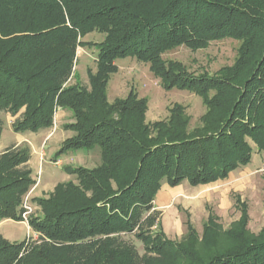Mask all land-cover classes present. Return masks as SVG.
Returning a JSON list of instances; mask_svg holds the SVG:
<instances>
[{"label": "trees", "instance_id": "1", "mask_svg": "<svg viewBox=\"0 0 264 264\" xmlns=\"http://www.w3.org/2000/svg\"><path fill=\"white\" fill-rule=\"evenodd\" d=\"M93 33L100 43L86 42ZM225 39L241 43L235 64L214 77L190 74L164 54L192 51ZM97 50L89 88L70 85L79 48ZM149 64L165 90L199 96L206 106L201 126L190 129L175 105L167 120L147 123L148 101L132 90L108 99L117 61ZM59 109L72 114L64 126L74 135L58 157L101 151L95 169L64 167L78 183L59 184L34 199L42 217H29L39 238L12 243L0 235V264H264V229L248 233L247 205L226 233L230 246L202 259L169 240L154 210L167 185L192 187L226 180L264 151V0H0V140L3 114L15 133L53 128ZM31 149L12 145L0 155V222L23 221L24 198L35 185ZM215 218L205 227L212 244ZM189 237L195 230L188 224ZM144 245L140 255L125 236Z\"/></svg>", "mask_w": 264, "mask_h": 264}, {"label": "rangeland", "instance_id": "2", "mask_svg": "<svg viewBox=\"0 0 264 264\" xmlns=\"http://www.w3.org/2000/svg\"><path fill=\"white\" fill-rule=\"evenodd\" d=\"M103 39L104 35L93 33L84 41L100 43ZM240 47V42L225 39L212 42L207 48L198 51L181 46L164 54L163 59L167 62L181 63L190 74L196 76L206 74L214 77L222 68L235 64ZM97 55L98 52L94 48L78 49L74 77L70 85L81 84L89 88L88 71L97 72ZM117 66L118 72L112 76L108 87V99L111 104L117 99L127 98L134 90L140 99L148 101L147 123L167 120L170 117V110L175 105H180L190 119V129L201 126V117L205 115L207 109L199 96L178 89L165 90L161 80L151 73L150 65L138 62L136 59H120L117 61ZM1 117L4 121V130L0 145L9 148L17 140V133L12 128L16 118L8 114H3ZM72 122L70 112L60 118L59 114H56L50 138L41 143L42 140L40 141L38 135H29L31 145L26 142L21 144L27 145L30 149L36 148L32 164L29 163L35 185L24 198L22 205L25 212H27L25 206L32 210L28 219L31 216L42 217L41 209L34 199L47 198L59 184L78 183L77 176L69 174L64 165L72 168L87 167L86 169L92 170L102 163L101 151L98 148L92 151H71L61 157L57 156L62 144L74 135L64 129L65 125ZM251 145L254 149L252 162L234 171L226 180L197 187H192L187 182L175 188L164 185L154 202L153 211L160 223L153 231L159 232L161 227L169 240L187 249H193L202 259H207L215 251H223L230 246L226 233L234 229L242 217L241 207L237 203L240 198L248 207L250 217L248 233L259 235L264 229V151L259 152L252 143ZM61 159L64 164L59 163ZM30 193H32L31 197H29ZM211 215L215 218L216 237L213 238L212 244H209L211 243L209 239L207 237L205 239V227ZM28 219L25 221L23 218L22 222L13 221L15 223L8 225L2 224L4 227L0 229V235L5 234L8 241L17 244L37 241L39 235L30 227ZM188 224H191L195 230L194 237H189ZM124 238L136 246L140 255H144V245L134 235Z\"/></svg>", "mask_w": 264, "mask_h": 264}, {"label": "crops", "instance_id": "3", "mask_svg": "<svg viewBox=\"0 0 264 264\" xmlns=\"http://www.w3.org/2000/svg\"><path fill=\"white\" fill-rule=\"evenodd\" d=\"M68 111H66V110H62V109H59V111L57 112V114H59V118L60 117H62V115L63 116H67L68 115ZM52 129V128H51ZM51 129H48V130H42V131H40V132H38V133H31V132H26V133H30V134H23V133H17V140L15 141V142H13V145H21V144H23V143H28V144H30L31 145V143L29 142V139H30V137H29V135H38L39 137H40V141L42 140V142L41 143H43V142H45L46 140H47V138H50V136H51V134H50V132H51ZM26 136H28V138L26 137ZM2 139H3V134H2V137H1V140H0V142H2ZM47 144V143H46ZM7 149V147H3V146H1L0 145V155L5 151ZM31 149H32V157H31V160H30V164H32V161H33V159H34V156H35V154H36V148L35 147H31ZM59 163H62V164H64V161H63V159H61L60 160V162ZM89 163H87V165H88ZM44 167V165L42 166V168ZM64 167H69V166H67V165H64ZM87 168V167H86ZM88 168H90V167H88ZM92 168V167H91ZM232 174V173H231ZM71 176V175H70ZM53 190H50V192H52ZM31 195H32V193H30L29 194V197H31ZM164 199V198H163ZM166 199V198H165ZM9 223H15V222H13V221H11V220H6V221H3V222H1L0 223V229L2 228V227H4V226H2V224H4V225H8ZM20 224H22V223H20ZM1 235L3 236V237H5L6 239H8V237H6V235L5 234H3V233H1ZM9 240V239H8Z\"/></svg>", "mask_w": 264, "mask_h": 264}, {"label": "built area", "instance_id": "4", "mask_svg": "<svg viewBox=\"0 0 264 264\" xmlns=\"http://www.w3.org/2000/svg\"><path fill=\"white\" fill-rule=\"evenodd\" d=\"M25 209H27V212L24 213L23 218L25 219V221H27V217L29 216L32 210L27 206H25Z\"/></svg>", "mask_w": 264, "mask_h": 264}]
</instances>
